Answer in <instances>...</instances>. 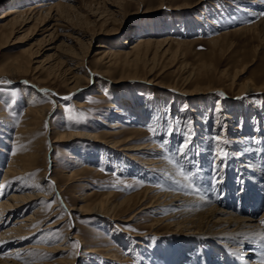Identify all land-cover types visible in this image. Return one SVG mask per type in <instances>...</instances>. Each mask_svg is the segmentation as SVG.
Listing matches in <instances>:
<instances>
[{
    "label": "rangeland",
    "instance_id": "obj_1",
    "mask_svg": "<svg viewBox=\"0 0 264 264\" xmlns=\"http://www.w3.org/2000/svg\"><path fill=\"white\" fill-rule=\"evenodd\" d=\"M21 1L26 0H1L0 14L13 3ZM35 1L38 0L27 1L23 5H30ZM62 1L66 4L68 12L74 15L79 12L87 13L89 8L93 9L94 13L91 11L92 16H89L91 20L97 17L96 20H99L103 17L101 11L104 8L114 9L112 4L122 9L119 11L117 8L119 14L117 12L114 15L116 21L110 19L109 25L116 29L111 35L103 33L95 36L91 41L86 37L80 38L76 30L68 27V25L75 28L80 26L78 19H73L72 24L63 22L53 38L46 37L45 43L39 45L41 58L50 56L52 60L63 53L70 54V49H74L79 57L81 55L78 54H82L87 45L85 68L89 72L97 70L99 81L97 84L83 83L81 89L69 93L61 79L52 81L44 71L37 72L35 74L37 78H34L32 73L17 77L1 76L0 150L3 151H0V180L11 153L16 150L13 144L14 134L26 109L25 103L22 102L21 87L28 89L33 85L45 87L42 92L47 98L49 97L50 110L39 128L40 134L44 136L40 142L41 153L40 157H37L35 168L29 171L27 182H31L35 176L41 174L47 165L49 168L47 178L54 180L48 183L52 197L41 202L45 207L46 217L56 211L53 209L56 198H63V203L68 207L75 204L92 206L102 198L116 205L153 184L156 187L166 185L167 189L171 187H168L166 182L177 185L170 181L172 177L169 180L170 170L167 166L155 172L141 168L139 161L127 158L135 164L131 166L127 163L123 151H118L117 166L113 161L106 164L101 155L102 151L97 146L98 142L94 141L91 134L115 140H122L131 134L138 140L133 139L130 145L153 143L152 145H156L161 150L159 152H162L161 157L166 164L173 168L178 167L176 170L179 175L181 168L190 169L196 174L195 183L199 190L193 193H202L205 199H208L207 194L202 192L204 189L201 186L204 182L208 183L211 188L209 193L213 190L216 199L222 198L221 201H212V204H216L219 208H225L226 199L242 205V202L247 203V199L252 197L249 194L252 192H249L244 179L248 170L246 167L251 165L250 161L256 163L255 170L260 168L258 173L251 171V175L260 174L261 176L257 178H262L261 191L256 192L255 195L264 191V86L262 85L264 28L260 30L258 26H251L257 21V14L251 15L246 11L247 6L241 0H200L199 3H196L197 0ZM119 2L121 4H118ZM259 10L262 15L264 5ZM148 23L153 25V29ZM30 25L31 23H28L23 30ZM245 26L251 27L235 31ZM35 30L36 28L25 35L20 31L15 34L18 42L0 47V68L9 66L11 63L9 58L12 61L18 57L20 49L27 48L31 44L37 45L40 39L47 35V32L35 33ZM153 32L158 39L171 36L174 40L187 42L180 46L171 44L169 52L161 53L163 55L156 58L154 61L156 64L149 61L150 66L149 63L144 67L140 66L136 72H132L133 74L121 64L107 69L93 62L94 52L98 50L96 46L100 42H105L108 47L118 51L121 49L118 45L125 38L129 41L130 36H133L131 43H134L136 36L151 35ZM211 39L215 41L211 42ZM86 41L90 42L86 44ZM126 42L123 43L124 48L129 46ZM241 68L242 72L240 71L234 78V73ZM248 79L255 80L257 89L250 95H246L239 84ZM221 93L223 95H220ZM8 95L12 96V102L7 100ZM98 95L103 97L98 98ZM65 97L70 99H64ZM73 99L80 100L83 106H74ZM176 99L180 102L176 103ZM111 101L116 103L114 107H108L107 104ZM126 101H130L129 110L133 113L134 119H128L127 116L118 113L119 107H122ZM218 104H221L222 109L216 111ZM138 112L141 116H138ZM217 117L220 118L219 123ZM117 121L122 124L124 130L132 129L133 132L126 131L117 136L105 134ZM188 124H193L199 129L193 130ZM52 128H56L59 134L71 132L78 134L68 141H53L57 133H54ZM150 128L153 131H149ZM189 133H191V141L195 143L192 151L188 147L187 156L182 157L176 154V147ZM217 137L221 141L229 140L230 146L226 148L223 143L218 146L215 139ZM234 139H238L239 143ZM162 140L168 143L164 145L161 143ZM204 142H207V145H204ZM94 147H98L97 152ZM119 147L123 148L124 144ZM217 149L219 153H216ZM224 153L227 155L225 156ZM84 165H89L94 170H84ZM72 172L76 177L68 176ZM179 178L183 176L180 175ZM173 189L178 190L176 186ZM83 192L88 195L85 201H80L78 195ZM188 192L187 190L185 193ZM11 193L12 190L4 186L0 191V198ZM228 193L230 197L227 196ZM254 200H259V197L256 196L250 202ZM64 207L59 213L46 219L45 224L60 219L64 221L54 228L38 232L33 239L34 245L42 243L41 246L44 244L43 246L49 249L61 242L63 232L67 229L68 233H78L85 244H88L87 246L92 245L104 250L116 246L114 250L119 256L128 259L127 264H191V259H196L197 264H229L228 254L214 245L217 242L211 243L210 240L203 239L204 237L199 235L203 232L190 231L200 236L193 240L188 236L190 232L184 229L179 233L175 232L173 226L170 228L174 230L160 225L151 227L150 224L159 217L154 215V210L151 213L146 210L139 212L142 206H136L129 214L133 215L129 221H120L118 227L112 228L100 214H76L73 218L76 224L68 223V220H65L67 215ZM30 210L25 211L24 214H28ZM261 213L262 211L259 215L256 214L257 218ZM134 233L136 235L132 236L131 234ZM124 235L133 240L132 244H142L138 245V252L128 249ZM70 241L69 251L78 253L80 250V245L76 246L78 241L74 238ZM4 251L6 246L1 248V252ZM33 254L37 262L40 260L53 262L61 255L60 252H44L43 249L36 250ZM79 259L76 260L77 263L82 260ZM236 263L238 264L237 261Z\"/></svg>",
    "mask_w": 264,
    "mask_h": 264
},
{
    "label": "bare ground",
    "instance_id": "obj_2",
    "mask_svg": "<svg viewBox=\"0 0 264 264\" xmlns=\"http://www.w3.org/2000/svg\"><path fill=\"white\" fill-rule=\"evenodd\" d=\"M27 1L29 2L31 0L13 3L12 6L6 8V10L0 14V47L18 42V39L15 38V34L20 31L23 32V35H25V33L36 28L35 33H38V31L41 33L47 32V35L43 36L37 45L31 44L27 48L20 49L19 52H21L19 56L14 58V60L11 61V58H9L11 63L9 64V62H6L9 66L0 68V77L12 75L17 77L26 73H32L35 76L37 72L41 73V71H44L45 75L52 81L58 78L61 79L63 85L67 88L69 93H73L81 89L83 83L92 82L97 84V81H99V78L97 79V77H99L96 72L97 70L89 72L86 71L85 68L86 55L88 52V46L86 44L93 40L95 36L102 35L103 33L104 35H111L112 33H115L116 29L112 25H109V23H111L110 19L111 21H116L117 19L114 15L117 12L119 14V11L122 9L112 4V6L116 9L104 8L101 11V14H104L106 18L103 16L100 17L99 20H96L98 18L97 17L95 21L89 18V16H92L91 11L93 12V9L91 8H89L87 13L79 12L77 14L79 16H77L68 12L66 4L62 0L57 2H54L53 0H38L31 2L30 5H23ZM198 1L200 0H197L196 3H199ZM241 1L245 3V6H247L246 11H248L251 15L257 14V21L251 26H258L257 28H260V30L263 29L264 15H260L261 13L259 9H261L264 5V0ZM118 4H121V2ZM73 19H78L80 26L75 28V26L68 25V27H70L69 29L76 30V33L80 36V38L86 37L87 40H90L88 42L86 41V50L83 51L82 54H78L81 55L79 57L76 55L77 52H75L74 49H70V54L63 53L54 60L50 59V56L41 58L42 54L40 53L41 49L39 48L40 43L44 44L46 37L53 38L58 31V27H60L63 22H66V24H72ZM28 23H31L30 27L23 30ZM149 25L150 28L153 29V25ZM251 26L237 28L235 31L248 29ZM155 36L154 32L151 35L136 36L135 42H132L133 44L131 43L134 39L133 36H130L128 39L129 41L125 38L122 42H120V45H118V47L121 48L118 51L112 47H108L106 45L107 43L105 44V42H100L98 46H96L98 50L94 52L93 62L107 69L121 64L123 67L127 68L128 72H131L130 74H133L132 72H136L140 66L144 67L148 63L150 66V62L153 63L156 61V58L159 55L161 56L166 54L165 52L169 50L171 44L180 46L187 42L186 40H174L171 36L164 37L163 39H158ZM212 41L215 40L211 39V42ZM124 42L129 44V46L125 47L128 49L124 48ZM242 70V68L237 70L233 77L235 78L236 75H239V72H242ZM34 78L37 77L35 76ZM261 78L258 80L260 81ZM239 84L240 89L243 90L246 95H250L257 90L255 87V80L253 81V79L243 80ZM262 85L264 86V83ZM43 88L45 87H35L33 85L28 89L21 87L23 93L22 102L25 103L26 109L14 134L13 144L16 146V150L11 153L9 162L2 171L0 180V191H2L4 186L12 190L10 195L7 196V194H5V197L0 198V264H127L126 262L128 259L119 256L116 250H114L116 246H112L109 249L107 248V250L106 248L105 250L98 249L92 245L87 246L88 244H85L84 240L78 233H68L67 229L63 232L61 242L49 249L43 246L44 244L41 246L42 243H38V245L33 244V239L38 232L54 228L64 221V219H60L45 224L46 219H49L59 213V210L63 209L65 206L63 198H54L55 203L53 204V209H56V211L46 217V210L41 202L52 197L51 191L48 189V183L49 181L53 182L54 180L52 178H47V169H49L47 165H44L45 167L43 168L41 174L35 176L31 182H27L29 171L35 168V162L41 153L40 142L41 138L44 136L40 134L39 128L41 123L45 121L47 112L50 110V101H48L49 97L47 98V96L43 94ZM99 91L101 92V90ZM97 97L101 98L103 96L98 95ZM6 98L8 101L12 102V96L8 95ZM56 99L58 98H55V100ZM52 100L56 102L54 99ZM175 101L176 103L177 101L180 102V100L177 99ZM72 103L76 107L83 106V103L78 99H73ZM115 104L111 101L107 105L108 107H114ZM130 107V101H126L123 103L122 107H119L120 109L118 110V113L127 116L128 119H134L133 113L129 110ZM221 109V104H218L216 106V111ZM138 116H141L140 112H138ZM217 118L219 119V123L220 118ZM104 124L106 123L104 122ZM190 125L191 124H188L189 127ZM191 127L193 130L195 128L199 129V127H195L193 124ZM52 131L57 133L53 141H68L76 137L78 134L75 132L59 134L56 128H52ZM126 131L133 132L132 129L124 130L122 124L117 121L115 124L111 125L110 131L105 134H108L109 136H117L118 134ZM91 136L94 137V141L98 142L97 146L101 149V155L106 164L113 161V164L117 166L116 159L118 151H123L126 154L125 159L127 163L131 166H135V164L127 158L137 160L140 163V167L142 166L141 168H148L151 169V171L154 170L155 172L156 170H161L163 166H167V169L170 170V174H168L169 180L172 177V180L170 181H173L177 185L166 182L165 184H167L168 187H171V189H167L166 185L163 187H156L153 184L145 187L140 193L134 195L133 197H129V199L126 198L123 202L116 205L110 204V202H107L106 199L102 198L98 202H95L92 206H78L77 204L71 207L65 206L64 208L67 215L65 220H68V223L73 222L76 224V221L73 219L76 214H100L110 227L116 228L118 227V223L120 221H129L131 219L133 215L129 214L136 206H142V209L139 212L146 210L148 213H151L154 210V215L159 216L150 224L151 227L154 225H160L169 230L176 229L175 232L184 230L189 232L192 230L203 232L199 233L201 237H204L203 239H208L211 243L217 242L214 245L217 246L219 250L221 249L228 254L227 257H229V259H227V261L229 260V264L236 263V261H239L240 264H264V224L261 223V221H264V191L262 190L260 194L255 195V193L261 191L260 188H262L260 182L262 178H257L261 175H251V171L258 173L260 170L258 165L257 167L259 169L256 168L255 170V162L250 161L251 165L250 167H246L248 170L244 177L246 180L245 184H247L249 192H252L249 193L252 197L247 199V203L242 202V205L235 204L232 200L226 199L224 203L225 208H219L216 204H212V201H221L222 198L219 197L216 199V196L213 194V190L209 193L211 188L208 186V183L204 182L201 184L204 189L202 192L207 194L208 199H205L206 197L203 196L202 193H193V190L185 186L186 181L183 178H179L180 175L176 170L178 167L176 168L175 165H172L175 167L173 168L168 163L166 164L161 157L162 152H159L161 150H159L156 145H152L153 143L130 145V141L135 139L131 136V134L122 140L105 139V136L95 134H91ZM234 140L239 143L238 139ZM194 143V141L190 142V151H192ZM204 143V145H207V142ZM123 144L124 147L120 148L119 146ZM223 144L227 148L231 143L229 141L228 143ZM98 147H94L96 152ZM218 150L219 149L216 150V153H219ZM96 152L95 154L98 155ZM168 162H170V160ZM83 167L84 170H94L93 167H90L89 165H84ZM248 171H250V173ZM246 175L251 177H247ZM68 176L76 177V174L72 172ZM174 186H176L178 190L173 189ZM187 190L189 192L185 193ZM85 194V192L79 194L78 199L80 201H85V198L88 195ZM227 196L230 197V194L228 193ZM256 196L259 197V200L261 201L254 200L253 202H250ZM106 197H108V194H106ZM234 198L235 197H233V199ZM29 209H31L30 212L28 214H24V212ZM260 211H262V213L260 214V217L257 218L256 214L259 215ZM13 219L14 221H12ZM171 226H173L174 229L170 228ZM131 235L135 236L136 234L134 233ZM188 236L192 237L193 240L197 239L196 237H200L196 235L195 232H190ZM71 238L77 240L80 245L78 253H72L69 251ZM124 238L128 244V249L135 252L139 251L138 245L142 244H132L133 240L130 239L129 236L124 235ZM2 246H6V251L1 252ZM41 249H43L44 252H60L61 255L53 262H43L41 260L40 262H37L38 260L34 257L33 253L34 251ZM79 258H82V260L77 263L76 260ZM190 261L191 264L198 263L196 259H191Z\"/></svg>",
    "mask_w": 264,
    "mask_h": 264
},
{
    "label": "snow or ice",
    "instance_id": "obj_3",
    "mask_svg": "<svg viewBox=\"0 0 264 264\" xmlns=\"http://www.w3.org/2000/svg\"><path fill=\"white\" fill-rule=\"evenodd\" d=\"M262 15H264V13H262ZM220 95H223V93H221ZM64 99H70V97H65ZM149 131H153V129L150 128ZM215 139L217 141L218 146L220 143H228L229 142L227 140L220 141L219 137H217ZM190 141H191V133L185 135L182 138V140L180 141V143L176 147V154H178L182 157H186L187 156V149L190 145ZM161 143L166 145L168 143V141L162 140ZM224 155L226 156L227 153H224ZM180 175L183 176L184 180L186 181V185H185L186 187H189L193 191L199 190L198 185L195 183L196 174L192 173L190 169L181 168L180 169ZM261 223L264 224V221H261ZM76 246H78V242H76Z\"/></svg>",
    "mask_w": 264,
    "mask_h": 264
}]
</instances>
